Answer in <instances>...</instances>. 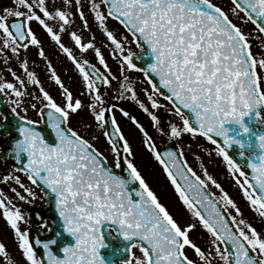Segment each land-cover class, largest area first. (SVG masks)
<instances>
[{
	"label": "snow or ice",
	"instance_id": "obj_1",
	"mask_svg": "<svg viewBox=\"0 0 264 264\" xmlns=\"http://www.w3.org/2000/svg\"><path fill=\"white\" fill-rule=\"evenodd\" d=\"M93 25L102 43L96 34L84 39ZM46 42L70 62L75 90ZM32 49L57 95L31 70ZM0 67L12 78L0 75L12 118L0 111V136L8 140L0 167L11 161L0 173V219L23 264H264V132L253 144L244 120L264 105V0H0ZM119 101L138 106L170 146L161 151ZM254 116L264 126V115ZM228 123L239 126L235 135ZM125 124L188 213L183 223L142 173ZM197 138L213 146L198 147L222 160L259 229L204 163L199 174L190 166L186 149ZM233 144L244 168L227 151ZM37 200L51 216L37 212L33 223L22 206ZM198 227L206 239L193 237ZM0 258L19 264L3 242Z\"/></svg>",
	"mask_w": 264,
	"mask_h": 264
},
{
	"label": "rangeland",
	"instance_id": "obj_2",
	"mask_svg": "<svg viewBox=\"0 0 264 264\" xmlns=\"http://www.w3.org/2000/svg\"><path fill=\"white\" fill-rule=\"evenodd\" d=\"M7 2V0H5ZM217 3L221 4H226L227 0H216ZM85 11H87V8H85ZM79 21L78 19L76 20V23L74 25L75 30L80 31L81 29L79 28ZM110 27H115V25H110ZM251 25H247L245 27V31H249L251 29ZM96 34L97 35V41L98 43H102L100 40L99 34L95 33V26L93 25V29L91 32H84L83 36L84 39L87 40V38L92 35ZM68 40V37L65 36V41ZM253 51L259 55L258 52V45L260 41L258 40H253ZM46 49L48 50V55L49 58L52 60L54 66L57 68L58 73L61 75L62 79H64L65 83L69 86H72L73 89L75 90L78 88V77H76V74L70 64L67 60L63 59L62 56H57L55 52H53L50 48V46L45 44ZM136 47H132V51H135ZM109 49H104V54L106 57H108ZM89 58L91 59V53H89ZM58 64L56 65V63ZM108 62L112 65L113 69H115V62L111 60V58H108ZM13 70L17 71L18 73L21 72V70L18 68V65L15 63L10 65ZM0 75H4L7 79L11 80V76L7 73L6 67H0ZM133 78L137 76L136 73L131 74ZM41 78V76H39ZM43 77L42 82L44 83L45 88L49 87L48 81H46ZM31 90V89H30ZM53 95H57V90L54 88L53 90ZM111 96V93L109 94ZM141 99L143 97L141 96ZM30 116L34 117L35 114L30 112ZM117 117L121 120H123L122 117H120V114L117 113ZM75 122V120H74ZM151 134L154 138V141L160 144H165L168 142L166 137L158 135L151 127ZM124 130L125 134L129 136L133 143V148L134 151L137 154V163L138 166L140 167L142 173L144 174L145 178L149 182V184L152 186L153 190L157 192L158 196L161 198V201L165 203L168 207L169 210L173 213L174 216L178 220H180L182 223L184 220L189 218L188 213L186 210L183 208V205L180 203L177 195L175 194L173 188L167 181L166 177L164 176L160 166L151 158L150 154H148L142 147L141 145V138L139 136V133L133 134L131 131V126L125 124L124 125ZM189 141V137L185 136L183 141H179L178 143H185ZM198 146H203L204 149H211L213 146L206 143L200 138H197L195 143L193 144V147L191 150L186 149V158L188 160V163L190 164L191 167H193L194 170L200 173V163H204L205 167L209 171L211 175L215 177V179L221 183L223 188L231 195V197L236 201L238 206L241 208L244 214V218L249 219L254 226H256L258 229L261 227L260 220L258 216H256L255 213H253L245 201L243 200L239 188L235 185L234 181L232 178L227 174L225 166L220 158H217L214 154L209 157L207 152L201 151ZM194 154H198L201 156V160L197 161L195 159ZM210 190L213 193H216L217 196H219V192L217 189L214 187L210 186ZM229 212H231L233 215L235 213L229 209ZM197 232L201 233V235L206 239V233H203L199 227L197 228ZM196 233H193V237H195ZM0 242H3L7 250L10 253V256L19 264H23L20 253L16 249L15 244H14V238L12 236L11 230L7 227L6 222H4L2 219H0ZM0 264H5L2 258H0Z\"/></svg>",
	"mask_w": 264,
	"mask_h": 264
},
{
	"label": "flooded vegetation",
	"instance_id": "obj_3",
	"mask_svg": "<svg viewBox=\"0 0 264 264\" xmlns=\"http://www.w3.org/2000/svg\"><path fill=\"white\" fill-rule=\"evenodd\" d=\"M29 57H30V64L32 65V69L31 70H35L39 76H41V80L43 79V77H46V72H45V64L43 62L40 61L39 57L36 56L35 54V49H32L30 52H29ZM55 63V62H53ZM58 64V62L56 63V65ZM139 74H137L138 76ZM136 76V77H137ZM46 81H48L46 78H44ZM48 84H49V87H47L46 89L49 90L50 92H52L53 94V90L55 88V86L50 82L48 81ZM103 91V90H102ZM122 107H124L125 110H128L130 112H132L133 115H136L139 120L144 124V126L147 128V130L150 132L151 134V129L149 127V121H148V118L146 116V114H144L142 112V110H140L138 108V106H136L133 102L131 101H119L118 102ZM35 118V116L33 117ZM11 117H9V122H11ZM13 135H15V133H13ZM152 135V134H151ZM0 141H4V144L6 145V148L8 146V140L7 139H4L2 136H0ZM169 142V141H168ZM10 162L9 161L7 164L3 165L2 167H0V173L4 172V171H7L9 169V166H10ZM0 187H3L2 185H0ZM6 190V189H5ZM39 195V193H38ZM34 207H29L28 205H23V209L26 211V212H31L33 214V223H35V214L37 212L40 213V209L42 207H44L45 205L42 203V201L40 200H37L34 202ZM33 230H35V228H33ZM197 233L199 232H196V235ZM201 235V233H199ZM195 235V237H196ZM202 236V235H201ZM194 237V238H195ZM198 243L200 242L199 240L197 241Z\"/></svg>",
	"mask_w": 264,
	"mask_h": 264
},
{
	"label": "water",
	"instance_id": "obj_4",
	"mask_svg": "<svg viewBox=\"0 0 264 264\" xmlns=\"http://www.w3.org/2000/svg\"><path fill=\"white\" fill-rule=\"evenodd\" d=\"M136 53L139 54V50ZM0 111H3L5 114L10 115L8 113V108L4 102L3 97H0ZM255 111H259L262 115H264V105L260 106V108L257 110H253V113H251L249 117L244 118L245 123L249 126V129H250L249 133L247 134L248 139H250L253 144H255V136L258 135L260 132H264V126L257 125V123L255 121V116H254ZM225 126L231 130L229 133L230 135H235L239 131V126L235 125L234 123H228ZM0 145H2L5 148L4 142L0 141ZM157 145L161 151H164V150H166V148L168 146H170V143L166 144V145H159V144H157ZM227 151L229 152V155L237 163L241 164L242 168H244L246 166L247 159L241 158V156L239 155L241 149L237 145L233 144L230 148L227 149ZM261 151H264V150H261ZM245 170H247V169L245 168ZM249 174H250V172H249ZM40 213L46 217L51 216L50 210L47 209L46 207L44 208V210L40 211ZM35 234H36V231L33 232V235H35ZM111 243L113 244V246H116L120 243V241L114 240V241H111Z\"/></svg>",
	"mask_w": 264,
	"mask_h": 264
}]
</instances>
